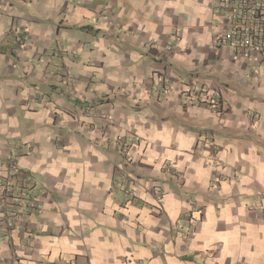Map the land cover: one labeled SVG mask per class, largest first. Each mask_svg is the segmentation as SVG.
Returning a JSON list of instances; mask_svg holds the SVG:
<instances>
[{
    "label": "crops",
    "instance_id": "obj_1",
    "mask_svg": "<svg viewBox=\"0 0 264 264\" xmlns=\"http://www.w3.org/2000/svg\"><path fill=\"white\" fill-rule=\"evenodd\" d=\"M211 18L210 0H0V165L39 205L0 203V264H264V58L215 50Z\"/></svg>",
    "mask_w": 264,
    "mask_h": 264
},
{
    "label": "built area",
    "instance_id": "obj_2",
    "mask_svg": "<svg viewBox=\"0 0 264 264\" xmlns=\"http://www.w3.org/2000/svg\"><path fill=\"white\" fill-rule=\"evenodd\" d=\"M211 25V45L215 50L227 47L233 56L263 57L264 58V0H210ZM171 90L170 82L161 78L157 82V89L153 91L158 95L168 93ZM149 93L148 90H145ZM184 95L189 101H202L211 111H220L221 97L216 90L207 91L205 89L195 90L189 94L186 90ZM256 115H254V118ZM122 147L128 143L123 137L116 140ZM125 162H129V157L122 155ZM18 176L20 187L17 194H13V181ZM0 203L9 204L6 216L10 221H14L21 208L29 207L39 210L36 195L31 191L27 174L17 165L15 158L9 156L0 165ZM59 264H77L71 259L64 258Z\"/></svg>",
    "mask_w": 264,
    "mask_h": 264
},
{
    "label": "rangeland",
    "instance_id": "obj_3",
    "mask_svg": "<svg viewBox=\"0 0 264 264\" xmlns=\"http://www.w3.org/2000/svg\"><path fill=\"white\" fill-rule=\"evenodd\" d=\"M187 90H189V89H187ZM195 90H198V89H195ZM195 90H193V92H195ZM185 91H186V90H184V93H185ZM191 91H192V90L190 89V90H189V94H190V93H191V94L193 93V92H191ZM145 93H146V92H145ZM146 94H147V93H146ZM184 96H185V95H184ZM185 97H186V96H185ZM186 99H187V101H189L187 97H186ZM189 102H191V101H189ZM161 192H163V191H161Z\"/></svg>",
    "mask_w": 264,
    "mask_h": 264
}]
</instances>
